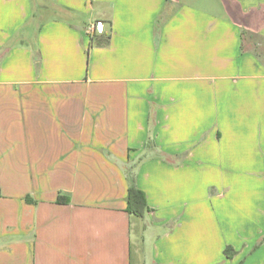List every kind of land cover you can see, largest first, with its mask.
I'll use <instances>...</instances> for the list:
<instances>
[{
    "label": "crops",
    "instance_id": "1",
    "mask_svg": "<svg viewBox=\"0 0 264 264\" xmlns=\"http://www.w3.org/2000/svg\"><path fill=\"white\" fill-rule=\"evenodd\" d=\"M0 264H264V0H0Z\"/></svg>",
    "mask_w": 264,
    "mask_h": 264
},
{
    "label": "trees",
    "instance_id": "2",
    "mask_svg": "<svg viewBox=\"0 0 264 264\" xmlns=\"http://www.w3.org/2000/svg\"><path fill=\"white\" fill-rule=\"evenodd\" d=\"M128 210L135 215H142L147 210L144 194L138 190L130 180V186L128 188L127 195ZM227 254V250H225Z\"/></svg>",
    "mask_w": 264,
    "mask_h": 264
},
{
    "label": "rangeland",
    "instance_id": "3",
    "mask_svg": "<svg viewBox=\"0 0 264 264\" xmlns=\"http://www.w3.org/2000/svg\"><path fill=\"white\" fill-rule=\"evenodd\" d=\"M50 17L54 16L52 12L49 14ZM157 239V234L153 235L151 231L145 233L144 242L142 243V250L145 257H148L152 248V243Z\"/></svg>",
    "mask_w": 264,
    "mask_h": 264
}]
</instances>
